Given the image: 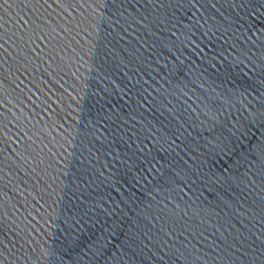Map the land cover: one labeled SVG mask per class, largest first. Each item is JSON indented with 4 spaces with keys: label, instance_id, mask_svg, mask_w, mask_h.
<instances>
[{
    "label": "water",
    "instance_id": "obj_1",
    "mask_svg": "<svg viewBox=\"0 0 264 264\" xmlns=\"http://www.w3.org/2000/svg\"><path fill=\"white\" fill-rule=\"evenodd\" d=\"M0 264H264V0H0Z\"/></svg>",
    "mask_w": 264,
    "mask_h": 264
}]
</instances>
